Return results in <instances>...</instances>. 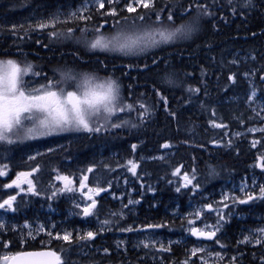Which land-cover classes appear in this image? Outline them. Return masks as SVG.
I'll return each mask as SVG.
<instances>
[{
  "label": "trees",
  "instance_id": "16d2710c",
  "mask_svg": "<svg viewBox=\"0 0 264 264\" xmlns=\"http://www.w3.org/2000/svg\"><path fill=\"white\" fill-rule=\"evenodd\" d=\"M82 2L1 0L0 14L14 11L41 17L58 5L76 8ZM205 10L207 19L193 39L162 42L138 57L60 47L50 42L45 33L0 31L1 59L23 57L34 63L64 56L67 65L74 63L84 71L117 77L123 86L124 105L132 110L119 115L123 117L118 120L120 123L130 119L128 126L112 124L100 133H82L58 150L28 162L13 163V173L29 172L33 193L18 198L13 212H1L5 230H0V249L3 243H8V251L13 253L46 248L41 232L32 239L34 236L29 237L21 227L24 223L42 222L43 230L52 234L72 232L71 239L52 241L48 247L59 254L60 264H175L185 259L197 264L189 252L199 240L183 233L189 224L191 206L211 203L221 207L217 199L225 191L235 192L238 182L249 177L250 167L261 150V141L255 145L251 142L253 136L244 134L252 120L246 109L249 83L243 73L249 65L256 70L253 81L264 100V0H154L153 8L128 13V17L143 15L156 22L160 15V20H169L171 13L173 23ZM86 16L91 19L80 20L79 26L105 25L101 16ZM119 17L127 16L120 12L115 18ZM72 27L78 28V25ZM65 28L67 25L56 29ZM237 51H248L255 63L232 64L229 56ZM169 78L171 83H166ZM235 133L240 134L234 136ZM165 144L172 147V156L151 161L142 159V155L161 153ZM26 148L17 143L14 148L6 146L0 151L19 154ZM111 152L115 157L110 156ZM98 158L103 160L98 162ZM129 161L136 165V193L131 195L136 205L128 211V216L118 220L103 217L106 209L116 211L118 207L112 200L99 196L96 206L104 211L96 210L95 214L106 221L107 229L99 232L95 225H87L85 221L92 215L83 217L82 211L77 217L79 221L62 220L69 209L73 210L70 199L79 196L76 187L87 169L92 168L93 172H89L85 187L92 189L96 172L100 173L99 180L107 181L113 176L109 166L120 170L127 168ZM185 175L192 180L191 184H187ZM62 177L74 180L72 191L62 187ZM249 203L238 202L235 210L231 206L223 208V227L216 233L215 243L227 256L224 259L227 264H241L240 261L255 264L247 258L255 259L260 254L258 248L239 244L247 230L261 224L258 219L264 214V200L252 199ZM48 205L51 208L46 209ZM127 226L135 234L143 230L158 231L168 241L160 251L161 259L150 260V252L141 258L143 254L137 256L135 249L117 251L110 245L109 237ZM87 232L95 233L94 238L81 239ZM88 245L93 249L82 255L79 250Z\"/></svg>",
  "mask_w": 264,
  "mask_h": 264
},
{
  "label": "rangeland",
  "instance_id": "374dc122",
  "mask_svg": "<svg viewBox=\"0 0 264 264\" xmlns=\"http://www.w3.org/2000/svg\"><path fill=\"white\" fill-rule=\"evenodd\" d=\"M1 2V0H0ZM132 3L135 7V0H119V3H113L112 7H115L117 9V15L120 12H124L127 17L116 19L113 15H105L104 13L108 8L109 5L105 4V9H99L98 4L96 0H83L82 4H79L76 8H65V5H58L56 7L51 8L48 14H44L41 17H37L35 15H27V14H16L12 12H7L4 14H0V31H3L5 33H29V32H36L37 34H46V37L51 40L50 42H53L55 45L60 47L65 46H72L79 48L85 52L94 53V52H102L106 53L108 55H119L122 57H138L140 55L145 54L148 50L151 48L159 45L161 42L152 44L150 42L142 43L141 45L136 46L131 51L125 50V51H119V50H107V51H101V50H91L88 47L87 41H92L97 35L103 34L105 36H111L118 32H123L129 35H142L146 32H158L160 30H164L168 26H182L186 21H189L190 19H195V22L198 26V29L203 27L204 20L207 18L206 10L199 14L198 11L193 12L189 14L188 16H184L181 19H178L177 21L173 22L171 20H160L161 17L158 16L159 21L152 20L150 17L139 19L138 17H128V11L126 4ZM142 7H138L137 9H141ZM13 10V9H11ZM76 15H73V14ZM88 15H94V16H101V18L105 19L104 26H79L80 16H86ZM108 17H110L108 19ZM41 22L50 23L49 27L46 28H38L36 25H38ZM64 26L67 25L68 28L57 30L56 28L58 26ZM78 25V28L72 27ZM99 28L100 31H97L96 29ZM56 29L57 35L53 36L50 35L54 30ZM69 29L71 31L69 32ZM156 39L159 40V36H156ZM8 60L14 61L17 65L20 66L21 69L26 68L28 65H31V70L27 72L26 74L22 75L21 80L22 83L27 85V88L25 89L26 94L28 92H31L34 89H41L42 86H45L51 82L53 85H58V87L52 88V90L58 91L60 89L64 90V93L67 91H77L79 93V89L77 87V84L80 80V78L85 75H91L95 77L96 83H101L105 81V78H114L116 81H118L120 87V99L116 105L117 109L123 108L124 111H115L113 114L109 115L107 113H104L103 110H101L100 113L94 114L90 120L93 126L95 127H101V130L99 132H88L83 129L75 130H65L61 131L59 129H56L55 131H52L51 133L40 135V131H47L44 129L37 128V131L34 132L32 135L27 134V128L34 127L39 124L38 118H43L44 114L42 113H35L33 114V119L31 121H22L23 123V132L19 136H11V143L7 141H0V150L2 147L8 146L11 147L14 144H19V146L27 147L25 151H28V156L30 158H36L37 156L48 153L51 151L58 150L65 145L69 143V141L73 140V138L79 134L82 133H100L103 132L106 128H108L112 124H119L121 126H128L131 121L129 118L122 120L121 123L118 121L119 119H122L123 117L119 116L128 112H131L130 108L124 105V91L123 86L121 84V81L112 75H98L95 73H91L89 71H84L81 69L80 66L76 64L67 65L65 62V57L62 56L61 58H56L55 60L46 58L42 62H34L30 63L25 60L23 57L19 58H0V62L6 63ZM229 60L232 64L239 66L241 64H247V63H255V58L249 54L248 51H237L229 56ZM38 67L37 69L33 68ZM49 71L50 74H47L42 69ZM255 69L251 65L247 67L244 70L243 77L248 80L249 83V91H248V98L246 101L247 104V110L249 112V116H251V125L247 126V128L244 131V134H248L253 136L251 138V142L255 144L257 141H261V150L257 152L256 160L250 167L251 174L248 175L249 177H244L242 180L238 182V185L234 187L235 192L225 191L220 199H217V201L220 202V206L215 207L214 204L207 203V204H196L194 203L193 206H191V215L189 217V224L184 227L183 233L185 235H188V233L191 232L193 228L198 229L201 232H207V231H215L216 233H220L221 228L223 227L222 219H218L219 216L224 214L223 208H227L229 206L233 207V210L237 208L239 204L238 202H233L232 198H235L237 201L239 199H247V195H252L254 199H261L264 200V197L260 195V188L264 187V100L262 96L258 93L254 79ZM33 73H38V75H34ZM68 73L71 76L75 77L76 79L71 80H65L64 74ZM52 76V77H51ZM106 117V118H105ZM119 122V123H118ZM240 133H235L234 136L239 135ZM51 142V143H50ZM260 143V142H259ZM49 145V146H48ZM51 145V146H50ZM256 145V144H255ZM17 153V151L15 150ZM0 154L10 156L11 153H5L1 152ZM174 154V151L172 147L169 145V147L165 148L163 147V151L158 154H153L145 157L142 155L143 160H160L162 158H165L167 156H172ZM100 156H102L100 154ZM110 156L115 157V153L111 152ZM144 156V157H143ZM103 159L98 158V162L102 161ZM118 162V161H116ZM92 163V162H91ZM121 163H119L118 166H120ZM91 167V165H89ZM127 168H122L120 170L116 169V167L109 166L108 169H111V173H113V176L111 179H108L107 181L99 180V174L95 173L93 175L94 185L92 189L85 188L82 189L81 193L78 191V187L81 186V184L84 185V180H81L80 185L76 187V192H78L79 196L77 198H73L71 200L72 204H74L73 210L69 209V213L67 214V217L63 218L62 220L67 221L69 219H74L75 216H79L81 211L83 212V209L87 207V205L94 201H97L96 199L99 196H104L105 199H110L113 202H115L116 206L118 207L115 210L113 209H106L103 217L106 216H112L115 217L116 220L123 219L126 216H128V211L132 209L136 203H135V197H131L132 194L136 193V190L134 189V184L136 183L134 180V177L136 176V173L133 174L132 171H130L131 165H125ZM95 167V166H94ZM93 167V169H94ZM91 171L90 173H92ZM110 172V171H109ZM88 173V177L90 175ZM85 175V173H84ZM87 177V178H88ZM71 181V184L68 185L69 187H73L74 180L69 179ZM14 182V180H13ZM62 187L66 188V181L63 179L61 180ZM86 184H88V181L86 180ZM138 184L141 186L140 181H138ZM111 188H114L115 191H110ZM97 189H102L97 193ZM68 191V190H67ZM237 192V193H236ZM8 196V195H7ZM5 197L6 199H3L0 203H3L5 200H8L10 198ZM91 197L92 199H89ZM241 197V198H240ZM251 201V200H250ZM248 201L247 203H244L245 205L250 204ZM216 201L213 200V203ZM227 204V207L224 206V204ZM232 204V205H231ZM241 204V203H240ZM211 205V209L208 207ZM15 208V205L12 202L11 208H0V212L10 213L13 212ZM48 209V207L46 208ZM104 211V209H101L99 207H95L92 209V216L89 217L88 221H85V223H89L92 225H95L97 228V231L101 232L104 228H108V225L106 221L101 220V218L97 217L95 214V211ZM50 213L52 210H49ZM233 213V211L231 212ZM1 216V215H0ZM81 216V215H80ZM114 218V219H115ZM87 220V219H86ZM261 224L258 223V226L255 228L249 229L245 232L243 237L240 238L239 243L251 245L252 247H258L261 245V243H256V240H261V242L264 241V232L261 230H264V214L261 216L260 219H258ZM257 222V221H256ZM118 223V222H117ZM197 223V224H194ZM87 224V225H89ZM217 225H219V228L217 230ZM44 224L42 222H34V223H28L23 224L21 227L27 231V234L32 239L37 237V234L41 232L43 234L44 242L43 245L45 247H49L50 240H53L54 238H58L61 240H64L63 237L65 235H69V239H71L72 232L71 231H62L56 235H51V231H48L45 229L43 230ZM55 225L50 224V227H54ZM2 229V230H1ZM4 229V222L3 219L0 217V230L3 231ZM13 229V226H12ZM15 229V227H14ZM125 229H131L130 226L124 227L119 234L111 235L109 237L110 245H113L117 251L120 249H123V251L127 249H131L138 252L137 256L139 254L141 255V258L144 255H147L146 252H150L148 256H150V260H160V251L164 250V246L168 241L156 230H150L146 231L143 230L142 233L133 231L131 229L130 231H126ZM142 227H140V230ZM5 230V229H4ZM131 234V235H129ZM130 236V238H129ZM218 238V236H217ZM216 238V239H217ZM245 238H248L246 241ZM68 239V240H69ZM215 239V240H216ZM199 240V239H198ZM215 240L212 242H205L199 240L197 243L193 245L191 248L189 255L192 260H195L197 264H227L224 259L227 258L223 254V251L219 248V245L215 243ZM65 241V240H64ZM250 241V242H249ZM147 245V247L145 246ZM3 246V247H2ZM2 249H0V264H5L8 259L13 256L16 253H13V251H8V243H3ZM80 245L78 244L77 247ZM93 249L89 245L84 247L83 249L79 250L82 255L89 254L90 250ZM262 252L264 253V248L262 249ZM18 253V252H17ZM57 253V252H56ZM264 255V254H263ZM7 258V259H6ZM264 258V257H263ZM264 261V259H262ZM259 262V261H258ZM263 263V262H262ZM137 264V263H135ZM175 264H190V260L185 259L178 262H175ZM260 264V263H259Z\"/></svg>",
  "mask_w": 264,
  "mask_h": 264
},
{
  "label": "snow or ice",
  "instance_id": "6c2138e0",
  "mask_svg": "<svg viewBox=\"0 0 264 264\" xmlns=\"http://www.w3.org/2000/svg\"><path fill=\"white\" fill-rule=\"evenodd\" d=\"M99 9H105V4L109 5V8L102 14L105 15H117V9L112 7L113 3H119V0H96ZM136 6L134 7L132 3H127V11L129 13L136 12L138 7L145 9H150L154 7V0H135ZM203 10V8L201 9ZM73 15H76L75 13ZM139 19H144L143 15L138 17ZM82 20H90V16H80ZM168 19H172V14L170 13ZM50 23L41 22L36 27L46 28L49 27ZM100 31L99 28L96 29ZM71 29H69V32ZM50 35H57L55 31L50 33ZM159 36V40L156 36ZM172 38L171 33H167L164 30L158 32H146L142 35H129L123 32H118L111 36H105L103 34L97 35L92 41H87L88 47L92 50H119V51H131L138 45L145 42H150L156 44L159 42H168ZM31 70V65L26 68L21 69L14 61L8 60L6 63L0 62V141H7L11 143V136H19L23 132L22 121H31L33 119V114L39 112L44 114L43 118L39 119V124L27 128V134L32 135L37 131V128L47 130L40 131V135H45L59 129L61 131L75 129H83L88 132H99L101 127H95L92 125L90 118L94 114H98L103 110L104 113L109 115L113 114L115 111H124L123 108L117 109L116 100L119 97V90L114 85L111 79L96 83L95 77L85 74L83 75L77 87L80 90L77 91H67L64 93L63 89L59 92L52 90L58 85H53L51 82L49 84L42 86L41 89H34L26 94L25 89L27 85L22 83L21 77ZM38 75V73H33ZM65 80L76 79L68 73L64 74ZM264 79V77H262ZM143 106V105H141ZM130 107V106H129ZM106 118V117H105ZM119 127V125H114ZM217 127L221 125H216ZM264 131V129H262ZM135 147V146H133ZM165 148L169 145L165 144ZM131 165L130 171L135 174L136 165L129 161ZM91 171V169H88ZM0 172V175H3ZM27 176L29 174H21ZM66 181V188L68 191H72V188L68 185L71 181L68 177H62ZM84 180L87 179L85 176ZM185 181L187 184H191L192 180L185 175ZM19 180V178H18ZM17 187H19L18 181H14ZM29 190H32L31 181H28ZM12 185H9L11 187ZM83 187V184H81ZM102 189H97V193ZM179 191V188L177 189ZM260 195L264 197V187L260 188ZM89 199H92L89 197ZM233 202H239L241 204L247 203L248 201L254 199L252 195H247V199L232 198ZM15 197H11L0 203V208H11L12 202ZM227 207V204H224ZM96 207V202L93 200L89 207L83 209V214L89 216L92 214V209ZM211 209V205L208 206ZM218 219H223V216H219ZM217 230L219 225L216 226ZM130 231L131 229H125ZM264 232V230H261ZM193 235H202L212 238L216 235L215 231L201 232L198 229H192ZM95 233L87 232L85 236L81 239H92ZM64 240L69 239V235L63 237ZM247 241L248 238H245ZM250 242V241H249ZM256 243H261V240H256ZM147 247V245H145ZM27 259L21 262V264H60V257L56 255L55 252H34L23 254ZM7 259V258H6ZM17 261L20 260L19 257L15 258Z\"/></svg>",
  "mask_w": 264,
  "mask_h": 264
},
{
  "label": "flooded vegetation",
  "instance_id": "af4514ba",
  "mask_svg": "<svg viewBox=\"0 0 264 264\" xmlns=\"http://www.w3.org/2000/svg\"><path fill=\"white\" fill-rule=\"evenodd\" d=\"M250 125H248V126H250ZM5 153H7V152H5ZM10 153H11V151H10ZM26 153H28V151L23 150V151H21V153L19 152V154L11 153L10 156H6V155H3V154H0V172L4 173L3 175H0V202L3 201V199H6L5 197L8 195L7 196L8 198L15 197V200L13 201V204L15 205L16 200L18 198H20L21 196H24L28 192L29 193H33V190H29L28 181H31V187L33 188L32 180L30 178V175H27V176L21 175V174H29V172H27V173H25V172L13 173V163H15V162H17L19 160H21L22 162H25V161L28 162V161H31V160L35 159V158H30L28 156V154H26ZM89 169H92V168H89ZM89 172H91V171H88V169H87L84 176L88 177V173ZM18 178H19V180H18ZM13 180L14 181H18L19 187H17L16 184L13 183ZM86 180H84V185H83L82 189H84V187L86 186ZM9 185H12V186L9 187ZM82 189H81V186L78 187V191L79 192H81ZM70 200H72V199H70ZM70 205L73 206L74 204H72V202L70 201ZM88 205H87V207H88ZM48 208H51V206L48 205ZM1 214L2 213L0 212V215ZM81 215L83 217H88V216H85L83 213ZM77 217H78V215L74 217V219H76L75 221H79L78 220L79 218H77ZM56 234H58V233H54V234L51 233V235H56ZM59 240L60 239H58V238H54L53 240H50V243H52V241H59ZM239 244H241V243H239ZM248 247L249 248H258V250H260V254L258 256H256L255 259L247 258L249 263L253 262V263L256 264V262H257V264H259V263L260 264H264V261L262 260V259H264L263 258L264 257L263 254L264 253L262 252V249L264 248V241L261 242V245H259L258 247H252L250 244L248 245ZM58 256H59V254H58ZM239 259H241V257H239ZM240 263L244 264L243 261H240Z\"/></svg>",
  "mask_w": 264,
  "mask_h": 264
},
{
  "label": "clouds",
  "instance_id": "9594fccd",
  "mask_svg": "<svg viewBox=\"0 0 264 264\" xmlns=\"http://www.w3.org/2000/svg\"><path fill=\"white\" fill-rule=\"evenodd\" d=\"M165 32L171 33L172 38L168 41V43L176 42L178 40H191L193 39L198 31V26L195 22V19H190L189 21H186L182 26H168L164 29ZM91 49V48H90ZM92 50V49H91ZM111 79L114 83V85L119 90V97L116 100V105L120 99V85L118 81H116L114 78H105V81ZM166 83H171V78H169Z\"/></svg>",
  "mask_w": 264,
  "mask_h": 264
},
{
  "label": "water",
  "instance_id": "95a60500",
  "mask_svg": "<svg viewBox=\"0 0 264 264\" xmlns=\"http://www.w3.org/2000/svg\"><path fill=\"white\" fill-rule=\"evenodd\" d=\"M92 204V202L88 205V207ZM196 229V228H195ZM190 235L193 236L196 239H199L201 241H205V242H212L215 240L216 235L213 236L212 238H208L207 236H202V235H193L192 234V230L190 232ZM55 252L53 249L51 248H42V249H38V250H24V251H20L16 254H14L13 256H11L8 261L5 264H21L22 261H24L25 259H27L23 254L26 253H34V252ZM56 253V252H55ZM56 255L58 256V254L56 253ZM19 257L20 260L17 261L15 258Z\"/></svg>",
  "mask_w": 264,
  "mask_h": 264
}]
</instances>
